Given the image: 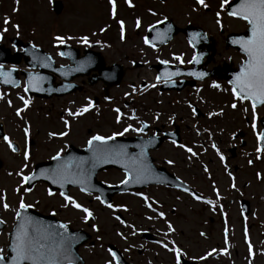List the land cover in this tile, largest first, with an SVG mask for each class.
Returning <instances> with one entry per match:
<instances>
[{"label": "rangeland", "instance_id": "obj_1", "mask_svg": "<svg viewBox=\"0 0 264 264\" xmlns=\"http://www.w3.org/2000/svg\"><path fill=\"white\" fill-rule=\"evenodd\" d=\"M53 1L0 0V29L7 28L6 32L0 31V44L4 40L8 42L11 38L18 37L56 55L61 44L56 37L63 38V42L73 41L80 45L85 44L82 38L86 37L88 40V36L97 38L100 35L114 42L108 51L111 62H122L127 58L130 62L135 46H141L142 43L134 32L137 21L142 29L162 18H170L178 25H185L187 22L207 25L211 31L221 28L235 32L243 27V24L225 16L218 7L220 0L212 3L209 11L206 9L210 1L206 0L207 8L198 6L195 0H165L163 3L128 0L134 3L135 12H126L123 0H117L118 5L113 6L108 5L107 0H56L63 3L59 14L53 11ZM217 13L220 14V25L216 23ZM5 18L10 21L7 25L3 22ZM118 20L124 21V40L118 31ZM141 33L144 31L141 30ZM176 43L179 47L181 40ZM228 54L229 52L222 50L221 59ZM156 55L159 56V53ZM130 81L132 82V76L126 80L125 87L128 88L127 83ZM226 92L228 96H232L231 90L226 89ZM223 94L213 90L205 91L204 95L209 99L210 106L203 110L198 107L205 113L202 129L199 126L201 134L198 135L199 142H204V146L199 145L195 149V155L189 156V160L183 163L185 169L181 173L172 172L183 176L188 182L194 178L204 199L192 201L169 190L152 189L141 196L129 194L123 199L121 197L124 195L119 196L112 204L113 207L108 208L95 195L72 190L70 197L92 213L94 219L87 222L82 212L65 206L66 202L58 193L49 196L48 187L44 184L38 185L31 194L26 193L20 176L30 174L34 163L48 161L57 153L61 155L69 143L82 147L94 135L118 134L126 126L137 128L135 119L139 116V105L150 107L147 120L155 123L158 120L153 117L155 110H161L162 115H169L172 111L181 115L185 113L187 101L192 103V99L176 95V98H172L173 102L171 100L172 103H169L171 108H166V98L154 97L151 91L149 97L152 102L142 99L143 102L137 105V109L132 105L117 103L108 114L109 122L104 124L94 122L97 119L95 111L86 112L84 118L68 115L69 112L76 113L88 105L85 104L84 97L81 98L82 105L71 98L49 101L44 104V109L48 110H44L42 117L39 112L32 111L28 114L27 111L30 132L32 134L33 128L34 137L38 138L32 154L28 156L29 160H25L24 156L8 154L6 147L0 144V158L3 161L0 169V196L4 197L0 203L8 205L7 211L0 206V220L5 221L0 225V253H6L8 235L16 221L15 212L19 210V203L23 200L26 206L44 215H54L73 229H82L92 235L95 247H84L81 251L86 264H115L109 255L110 246L123 253L129 264H176L175 252L169 251L174 247L180 249V257L193 264H264V154L260 155L256 151L257 140L253 138L258 133L250 131L251 106L236 103L237 106L233 109V102L230 105L222 103ZM22 95V91L15 92L13 99H16L17 105H20ZM78 99L79 95L74 100ZM159 99L162 101L157 102ZM230 100H233L232 97ZM62 108L65 111L61 112ZM116 108L123 113L119 124L116 123ZM210 113H213L212 120L208 117ZM256 115L259 119L263 117L264 108L256 109ZM218 117L220 118L216 119ZM64 121H68L67 127ZM37 123L43 130L39 136L36 133ZM10 131L15 134L13 129ZM61 133L67 134V141L60 137ZM247 135L252 137L248 138ZM234 136L236 141L233 140ZM18 141L20 145H24L23 137ZM242 143H245L243 149L239 148ZM232 151H235V156ZM170 154L175 157L174 150ZM221 155L223 160L220 159ZM196 156L199 157L198 160ZM234 167H237V171H234ZM124 178V174L115 170L98 175V179L105 184H118ZM242 200L250 203V214L246 218L242 215ZM147 201L150 203L147 204ZM158 213H162L163 218ZM119 216L123 221L117 219ZM169 224L172 231H169ZM93 225L96 231H93ZM144 233L152 235L156 242L144 240ZM162 244L167 247H162Z\"/></svg>", "mask_w": 264, "mask_h": 264}, {"label": "flooded vegetation", "instance_id": "obj_2", "mask_svg": "<svg viewBox=\"0 0 264 264\" xmlns=\"http://www.w3.org/2000/svg\"><path fill=\"white\" fill-rule=\"evenodd\" d=\"M145 1L156 3L158 1L163 2L165 0ZM241 23L243 24V27L241 28L240 32L244 31L247 28V25L245 23H243L242 21ZM180 27H193L197 29L201 28L206 32V36H199L197 38L198 40H200L197 46V51L189 42L188 32H184L178 35L167 46L153 48L155 49L153 50L150 48V46H148V44L144 43L146 39L145 29H142L141 24L139 23L137 25L136 22L134 32H136L142 43L141 46H135L134 56L130 59V62L128 58L122 62H111L108 55V51L111 49V45L105 44L104 42H101L102 44L94 49L97 52L100 51L101 54L98 56L101 58L103 57V64L105 67H110L113 64H120L124 66V77L121 85L118 87L110 88V86L106 85L101 80L96 79V76H98V70H91L90 72H88L87 77L79 78L76 80V83H78L82 90L74 94L73 96H70L71 100L74 102H81L83 101V99L81 98L84 97L85 104H88L89 101L94 103V106L89 108V112L92 113L93 111H95L97 119H95L94 122H96L97 124H104L109 122L110 119L108 117V114L111 113L117 103L123 106L132 105L135 109H137V105L143 102L142 99L146 98L150 100V91H152L154 97L159 96L162 99L164 97L166 98V108H171L169 103L173 102L172 98H176V95L192 99V103L190 102V100L187 101L185 113L183 112L181 115H178V113H175L173 111L169 112L171 113L169 115H162L161 110H155L153 112V117L158 118L155 123L147 120L149 119L150 107H148V105L146 107L139 105V116L137 119H135L137 120L136 124L138 125V127H128V136H140L142 134L140 132V129H142L143 127L141 126V124L145 123L148 125L146 130L147 134L145 135V132H143V137L156 135L159 137L158 140L165 138L161 146L157 150L151 151V154L156 166L165 168L170 173L177 171L181 173L182 170L185 169L183 168V163L189 160V156H193L192 153H196L195 149L198 148L199 145H201L200 147L204 146V142H199L198 135L201 134L203 124L202 120H204L205 113L203 112V114H201V112L195 107H199L203 110L204 107L210 106L208 104L209 99H207L204 95L205 91L213 90V92H223L224 102L222 101V103L228 105V101L232 96H228L226 89L231 90V87L227 84L226 80L221 79L220 77L221 75L224 76L226 74V70H228L229 72H235L238 65L243 61V57L240 56V54H238L235 49L228 47L225 42L228 35H230L234 31L230 32L221 28H216V30L211 31L207 27V25L203 26L195 22H187L185 25H180ZM141 30L144 31L143 34L141 33ZM236 32L239 31L235 30V33ZM177 40H181V43H179V47H177ZM93 43L94 40L91 37H88V48ZM198 50L201 51L204 55L202 59H200V62L195 64L188 63V61L192 59L193 55H197ZM222 50L229 52L228 56H226V58L224 59H221L220 56V52ZM157 53H159V56L156 55ZM176 56H180L181 60L178 61L174 59V57ZM162 61H166L167 63H162ZM57 64L67 65L68 62L63 60L58 62ZM93 65L94 64L91 61H88V69ZM96 66L99 68L100 64H96ZM174 67L178 72L184 70L187 72L195 73H209L216 70L218 73L216 74V76L207 78L202 82L195 81L192 76L184 74L182 78L168 81V83L173 81V86L182 80L188 83L182 90H164V85L159 80H157V75L159 74L160 70H166L168 71V73H174ZM20 69H22V67H20ZM130 76H132V82H130L129 84L127 83V88L125 87V82L126 80L130 79ZM213 83L219 84V88L217 89L211 87ZM1 90L8 93L13 92V89ZM77 95H79L80 99L74 100L75 98H77ZM162 99H159L157 102L162 101ZM171 100L172 102H170ZM150 101L152 102V98ZM193 105H195V107ZM211 108H213V106ZM262 108H264V106ZM0 111H4L7 114V116L4 117V129L9 136H12L16 139L22 138L25 129H27L28 133H31L26 116L21 117L26 122V127L24 128L20 126L19 119L15 120L16 118H18V116L15 115L16 110L13 109L8 100L5 99L2 101V103L0 104ZM34 112H38V110H35ZM208 117L210 118V120H212L213 113L208 114ZM219 118L220 117L216 119ZM36 119L40 121V118L38 116H36ZM199 126L201 127V129ZM10 129H13L15 134H12ZM31 130L32 137L30 138V141L28 143L31 146V150H33L34 145H36L38 142V138L34 137L33 128ZM42 132L43 130L40 127V124L37 123V135H41ZM247 136L248 138L252 137L250 135ZM66 137L67 134L65 138ZM170 138H172V140H169ZM233 140H237L236 136L233 137ZM0 143L8 147V151L10 154H14L13 150L9 148L8 144L4 140L0 141ZM179 145H183L184 147L182 148ZM244 145L245 143L240 144L239 148H243ZM184 148H190L192 152L189 153L185 151ZM173 150L175 152L174 158L170 154L173 152ZM22 151L23 147L20 146V153ZM198 158L199 157L196 156V160H198ZM228 172L230 173L231 171L229 170ZM172 174L177 176L183 182L187 183L197 192L202 193L199 187L196 186L197 182L194 180V178H192V180L188 182L185 178H183V176L176 173ZM152 189H162L166 191L169 190L186 198H202L201 195L195 196L193 194L194 192H183L164 186H155L149 188L148 190ZM69 196H71V193Z\"/></svg>", "mask_w": 264, "mask_h": 264}, {"label": "snow or ice", "instance_id": "obj_3", "mask_svg": "<svg viewBox=\"0 0 264 264\" xmlns=\"http://www.w3.org/2000/svg\"><path fill=\"white\" fill-rule=\"evenodd\" d=\"M197 5L207 8L205 0H195ZM110 4H113V0H109ZM229 4V0H221L220 7L223 10L225 5ZM131 6V5H130ZM15 10V9H14ZM114 11V8H113ZM228 16L234 19L244 21L247 25V34L246 36H241L238 39H234L232 43L238 44L240 51L244 55V60L241 62L239 71L233 76L231 80V91L232 96L235 100L240 101L241 103L247 101L251 104L252 109V127L254 132L256 131V109L258 105H264V0H239V2L231 8V11H228ZM219 13H217V25L221 24L219 19ZM4 24L7 25L10 21L5 18ZM139 21H137V25ZM121 32L123 33V23L120 22ZM15 27V25H14ZM0 31H7V28L0 29ZM191 41H196L200 36L199 33L190 34ZM59 43H63V38H55ZM83 43L87 44V38H82ZM145 44H149V41L145 39ZM174 59L180 61L181 57L176 56ZM200 57L198 55H193L192 59L188 61L190 64L199 63ZM162 63H167L162 61ZM3 66L0 65V77H3V80H0L2 83H11L16 84V81L10 79L9 73H6L2 70ZM178 73H168L167 75H176ZM187 75L196 76L197 79H203L206 73L204 72H189ZM159 80L160 77H157ZM29 87L35 89L37 87V79L30 77ZM213 88H219V84L213 83L211 85ZM28 101L25 100V106L28 105ZM236 103H232L231 107L236 108ZM92 107V102L89 101L88 105L82 109H79L76 113L69 112V116L81 115L82 113L88 111ZM118 111V110H116ZM247 111V109H245ZM19 115V110L17 111ZM119 120V116H117ZM65 126L67 127L68 121H64ZM125 132L128 131L127 128L124 129ZM135 131V129H134ZM28 131L25 129V136L27 137ZM65 135V133H61ZM118 135H123V133H118ZM115 137H102L100 135L92 136L88 141V149L93 151L97 158L105 156L108 152L105 148H100L98 146L106 145L109 139H114ZM5 142H8V137H4ZM257 140V153H260L264 150V132H260L256 136ZM9 148H12V145L9 143ZM184 147L183 145H179ZM185 151L191 153L190 148H184ZM219 155V153H217ZM195 155V153H192ZM259 158V157H257ZM24 159H28L27 150L24 153ZM53 160H60V154L57 153L52 157ZM220 159L223 160L224 157L221 155ZM251 163V162H250ZM145 171L143 164L141 163L137 169H134V175L132 179L139 181L141 175ZM20 175V173H17ZM71 172L69 168V162H64L56 169H53L51 172V180L53 183L59 182L62 186L64 182L76 183L75 179L71 178ZM127 176V173H126ZM259 177V174H258ZM34 177H29L27 175L21 176V179L27 183L30 179ZM45 179H49L48 176H45ZM83 183V181H81ZM129 180L126 178L122 183L127 184ZM82 192L85 191L83 187L80 189ZM49 196H52L54 193L49 191L47 193ZM63 197V200L66 202L65 206H70L73 209H77L84 214V220L87 222L91 217L92 213L87 209L82 207L70 196L65 195L63 192L60 193ZM195 198V197H194ZM99 200L100 198L97 197ZM4 200L3 196H0V202ZM100 203H104L103 200H100ZM206 203H210L207 202ZM0 206L4 208L5 211L8 210L7 203H0ZM108 208H112L111 204L106 205ZM27 206L24 204L23 200L19 203V210L15 212L16 218V227L14 232L11 234L10 242V251L12 253L11 264H74L71 257V244L75 239L74 236H69L67 234V226L65 224H58L55 226H40L34 222L30 217L24 216L23 211ZM158 215L163 218L162 213ZM117 219H119L117 217ZM5 223L4 220H0V225ZM93 231H96L95 225L92 226ZM169 231H172V226L168 225ZM57 229H62L63 231H57ZM203 235V234H202ZM171 243V241H169ZM162 247H167V245L162 244ZM169 251H174L176 254V264H180V249L172 248ZM252 249L249 245V253L251 254ZM109 255L112 257L113 261H117V256L115 252L109 250ZM5 258L0 256V261H3ZM118 264V261H117Z\"/></svg>", "mask_w": 264, "mask_h": 264}, {"label": "water", "instance_id": "obj_4", "mask_svg": "<svg viewBox=\"0 0 264 264\" xmlns=\"http://www.w3.org/2000/svg\"><path fill=\"white\" fill-rule=\"evenodd\" d=\"M232 3L228 5V11H231V8L234 7L237 3ZM57 11L60 12L62 9V4L57 2L56 4ZM151 31V30H150ZM179 32L178 30L176 33ZM245 36V35H241ZM239 36V37H241ZM236 38L235 35L230 36L228 40V44L231 43ZM238 39V38H237ZM13 45L18 48L22 46L24 49V53L27 56L37 57V52H40L37 48H35L31 44H24L19 40H13ZM234 47L239 49L238 44H232ZM69 49L68 46H63L61 49V54L63 56L69 57V53L66 50ZM9 50H5L4 48L0 47V63L5 64L7 62H11L16 64L17 60L10 59L11 55ZM241 52V51H240ZM242 53V52H241ZM17 56V55H16ZM15 55L13 57H16ZM30 67H35V65L28 64ZM5 72V71H4ZM7 73V72H6ZM228 74V70H226ZM235 75V74H233ZM121 77V75H120ZM3 78V77H2ZM67 78H71L70 76ZM225 78L231 82V78L229 75L225 76ZM202 80V79H201ZM5 84V83H4ZM231 84V83H230ZM67 91L57 92L58 95H64ZM42 97H46L43 95ZM260 106V105H258ZM262 125L264 126V120L261 121ZM264 132V130H263ZM158 143L154 144L152 141H135V140H119L116 139L113 143L107 142L106 145L98 146L100 148H105L108 150L105 156L97 158L93 151L88 150H81L76 151L73 147L69 149L66 153L65 157H60V160H52L47 163H41L37 165L36 172L31 176L34 177L33 179L29 180L28 186L31 188L33 184L37 182H45L50 186L51 191L61 190L62 192L66 193L68 188L70 187H83L85 192L89 193H98L100 197H102L105 203H111V197L115 194L122 193L129 190H136V189H144L149 185H158L163 184L170 187H178V182L175 180L174 177L170 176L164 170H156L152 165V159L148 155V151L150 149L156 148ZM134 148V151H132ZM64 162H69V168L71 172V178L76 180V183H68L64 182L61 186L59 182L53 183L51 180V172L53 169H56ZM143 164L145 171L141 175L139 181L132 179L134 173V169H137L140 164ZM116 168L121 171H124L128 175L129 182L127 184L120 185L118 187H106L102 183L98 182L96 177L97 174L105 169ZM45 176H48L49 179H45ZM83 181V183L81 182ZM244 210L245 213L248 212V203H244ZM24 216L30 217L34 222H36L40 226L47 227L49 225L55 226L61 224L58 220L54 217H45L37 213L31 212H23ZM57 231H63L62 229H57ZM67 234L69 236H74L75 239L72 241L71 244V257L73 259L74 264H84V261L78 256L77 250L78 247L86 242L87 236L83 231H71L70 228L67 226ZM90 236L88 235V240ZM10 255L7 259L0 261V264H11L12 253L10 251ZM116 253V252H115ZM117 255V253H116ZM118 262H122V260L118 257Z\"/></svg>", "mask_w": 264, "mask_h": 264}]
</instances>
